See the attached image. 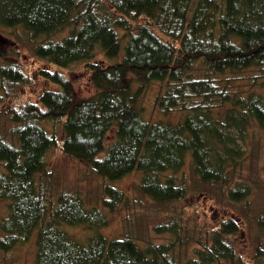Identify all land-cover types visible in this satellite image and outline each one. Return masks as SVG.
Returning a JSON list of instances; mask_svg holds the SVG:
<instances>
[{
  "label": "trees",
  "instance_id": "16d2710c",
  "mask_svg": "<svg viewBox=\"0 0 264 264\" xmlns=\"http://www.w3.org/2000/svg\"><path fill=\"white\" fill-rule=\"evenodd\" d=\"M194 4L195 0H0V24L22 25L39 39L36 56L59 68L86 62L97 90L93 96L82 95L60 70L42 69L41 75L58 88L7 111L17 126L9 132L13 141L0 134V199L9 209L0 221L2 251L29 242L37 232L35 264H222L236 259L232 238L241 226L233 219L223 221L212 242L184 262L177 253L185 242L177 221L156 227L158 233L176 236L170 243H143L131 233L109 239L100 231L110 223L102 208L70 191H60L53 201L55 193L43 181L50 174L47 154L60 150L109 181L103 206L110 211L128 200L116 183L136 171L142 173L140 191L158 203L184 201L189 175L210 189L231 182L243 159L240 140L247 144L254 125L264 136V81L263 90L239 93L217 76L264 70V0ZM69 28L68 35L54 39ZM99 49L112 59L123 49L125 55L106 64L97 60ZM132 74L139 83L136 92ZM32 81L21 61L0 65V86L7 95L9 86ZM154 81L168 83L156 100L161 112H189L180 123L152 122L144 116L138 98ZM7 101L0 93V112ZM250 194L246 184L229 189L236 203ZM63 224L83 225L96 234L83 243ZM258 225L264 233V213Z\"/></svg>",
  "mask_w": 264,
  "mask_h": 264
},
{
  "label": "rangeland",
  "instance_id": "374dc122",
  "mask_svg": "<svg viewBox=\"0 0 264 264\" xmlns=\"http://www.w3.org/2000/svg\"><path fill=\"white\" fill-rule=\"evenodd\" d=\"M196 2L197 0L195 4ZM70 32L71 28L56 35L54 39H61ZM38 41L39 39H34L22 25L8 27L0 24V65L6 64L9 60L21 61L33 79L30 85L9 86L8 95L0 86V93L8 99L3 111L0 112V134L7 135L6 138L10 141L14 138L9 132L17 126L7 113L10 107L25 101H38L44 90L58 88L41 75L42 69L60 70L74 81L82 95L93 96L97 91L90 81V71L86 67V62L59 68L36 56L34 46ZM104 55L99 49L97 60L111 64L123 60L125 50L123 49L118 58L112 59ZM262 74L264 75V70L252 68L217 77L222 83H229L232 90L248 93L258 91L257 88L263 90L260 82L264 81V76L258 77ZM131 81L135 88L133 91L136 92L139 85L137 77L131 75ZM167 88V82L154 81L148 84L140 94L138 103L143 108L144 116L152 122L178 124L189 114L188 111L177 109L165 113L161 112L156 104L157 97ZM57 132L62 138V125H58ZM248 133L247 144L240 140L244 150L243 159L238 164L231 182L223 188L210 189L198 178L189 175L190 191L182 202L158 203L143 194L139 189L142 173L136 171L116 183V186L127 195L128 200L118 210L110 211L103 206L106 196L104 189L109 181L93 171L89 165L65 155L60 150H52L47 154V170L50 174L43 181L55 193L51 197L53 201L57 199L60 191H70L81 194L89 204L102 208L108 214L110 223L100 231L109 239L122 238L124 234L131 233L143 243H170L175 241L176 236L171 232L158 233L156 227L177 221L181 224L180 237L185 239L177 253L184 262L197 257L200 246L212 242L214 231L223 221L233 219L241 226L240 232L232 238L237 257L234 261H224L222 264H264V233L258 225V217L264 213V136L256 125L251 127ZM113 135L112 132L111 137ZM2 169L3 164L0 163V170ZM186 171H189V167ZM237 184L241 186L246 184L251 193L247 200L239 203L234 202L229 196V189ZM8 212V202L0 199V221ZM127 218H130L129 221ZM82 226L63 224L62 228L80 242L87 243L88 238L95 235L96 231L87 230ZM36 236L37 232L29 242L18 245L10 252L0 249V264H35Z\"/></svg>",
  "mask_w": 264,
  "mask_h": 264
},
{
  "label": "bare ground",
  "instance_id": "6f19581e",
  "mask_svg": "<svg viewBox=\"0 0 264 264\" xmlns=\"http://www.w3.org/2000/svg\"><path fill=\"white\" fill-rule=\"evenodd\" d=\"M133 75V74H132Z\"/></svg>",
  "mask_w": 264,
  "mask_h": 264
}]
</instances>
